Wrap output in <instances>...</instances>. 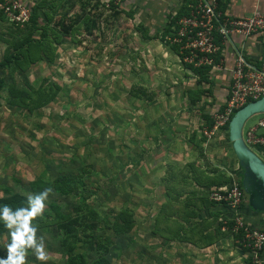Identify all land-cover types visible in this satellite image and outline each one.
Masks as SVG:
<instances>
[{"label": "rangeland", "instance_id": "374dc122", "mask_svg": "<svg viewBox=\"0 0 264 264\" xmlns=\"http://www.w3.org/2000/svg\"><path fill=\"white\" fill-rule=\"evenodd\" d=\"M24 1L40 6L37 27L47 28L44 47L50 58L25 63L23 74L7 71L1 76L15 84L47 78L60 85L61 93L31 113L1 100L0 197L34 195L30 185L37 178L75 177L84 184L78 193L60 196L52 191L44 209L57 203L75 217L81 207L83 221L95 225L93 238L82 237L77 249L88 264L100 254L111 264H162L160 259L180 264L162 253L165 242L153 228L160 206L170 197L167 179L196 175L199 167L192 164L210 170L207 157L226 160L234 155L224 132L214 143L225 155L212 151L213 140L202 132L207 126L203 114L211 117L218 102L203 97L193 104L196 91L209 85H199L192 69L160 38L169 22V5L160 0ZM29 29L36 37L41 33L31 26L22 32ZM16 31L0 18V60ZM258 117L249 118L245 127ZM200 119L202 126L194 121ZM192 127L195 141L189 144ZM169 141H174L171 148ZM180 143L181 152L182 143L188 148L185 166L177 162ZM122 209L132 213L134 226L118 236L111 227ZM47 227L36 233L47 260H37L29 249L25 264H67L61 242ZM9 242L8 230L0 234V258L6 257Z\"/></svg>", "mask_w": 264, "mask_h": 264}, {"label": "crops", "instance_id": "0c3cea01", "mask_svg": "<svg viewBox=\"0 0 264 264\" xmlns=\"http://www.w3.org/2000/svg\"><path fill=\"white\" fill-rule=\"evenodd\" d=\"M163 5L168 4L171 13L177 12L187 0H160ZM224 14L232 18H242L252 14L255 10L264 13V0H224ZM167 14V18L168 15ZM238 52H242L245 56L253 60H264V32H258L252 36L245 37L240 34H233L230 40H227L220 52V65L214 66L211 70L213 85V96H206L213 99V102H218L215 109L225 105L226 99L231 85V72L235 64ZM214 110V109H213ZM215 112V111H214ZM201 120V119H200ZM195 121V124L202 126L203 122ZM203 128V127H202ZM219 133L214 135L208 141H212L210 147L216 153L222 152L223 149L218 148L214 143L218 140ZM226 133H222V135ZM174 137L179 133L173 134ZM183 140H188L183 137ZM197 139V137H196ZM199 140V139H198ZM201 140V139H200ZM195 141V128L192 127L191 138L189 144ZM199 142V141H198ZM219 143V141H217ZM229 142V141H228ZM174 141H169L168 148H171ZM231 148L232 144L229 142ZM184 146L182 152L180 145L178 152L180 159L177 162H182L186 165L185 157L188 156L187 145ZM185 150V151H183ZM255 150L264 159V146H256ZM212 153L208 154L211 155ZM217 154V153H216ZM228 155V152H226ZM232 154L234 157L222 159L217 155L207 157L206 166L211 169L192 164V168L199 167V173L196 175L185 174L174 175L167 180L170 182L169 200L164 202L158 213L163 212L159 222L155 221L154 231L158 228V236L165 243L164 255L171 261H180V264H248L247 258L249 252L244 247L240 246L235 236L222 229L221 220L224 216L231 215V211L226 206L216 204L210 200V191L221 186H228L238 180L242 174V168L238 158L235 155L233 148ZM205 163V161H204ZM181 165V168L183 166ZM202 165V164H201ZM180 166V165H179ZM209 196V197H208ZM188 200V203H184ZM242 219L248 224L264 229V212H258L249 207L247 200L240 207ZM158 215V214H157ZM172 229L173 233L169 231ZM156 234V235H157ZM161 241V240H160ZM163 263V260L160 259ZM171 264V263H170Z\"/></svg>", "mask_w": 264, "mask_h": 264}, {"label": "trees", "instance_id": "16d2710c", "mask_svg": "<svg viewBox=\"0 0 264 264\" xmlns=\"http://www.w3.org/2000/svg\"><path fill=\"white\" fill-rule=\"evenodd\" d=\"M198 1L199 0H187V2L177 10V12L170 13L168 15L169 22L160 38L162 41L166 42V44H169L171 46L174 54L176 55H179V47L177 44H172L169 38H172L174 33L176 32L178 21L182 17L189 15ZM223 3L224 0H220L218 6L224 14ZM30 8V20L24 26L11 23L17 28V31L15 33L16 38H12L11 40L6 41V44L8 46L3 58L0 60V102L2 99L5 100L6 103L14 105L16 111H20L21 113H31L35 110L39 112L42 110V108L53 102L61 93L60 85L52 83L47 78H44L38 84L32 83L27 79L23 80V82L20 84H15L12 81L8 80L5 76H1L3 72L7 71H10V73L13 71L18 74H23L25 71H27L24 67L25 63L32 64L36 60L43 61L50 58L48 56L47 50L44 47V42L49 36L47 28L44 26V24H41L39 25V27H37V24H39V21H41L39 15L40 6L32 5V7ZM0 18L7 20L5 13L1 9ZM29 26L34 27L37 30H41L40 35L36 37V32L31 29L28 30L27 34H24L22 31L27 30ZM217 42L220 44V47L222 49L223 43L220 36L217 37ZM220 55V52L218 53V55H216V63H220ZM185 64H187L188 67L192 69L193 76L197 79V83L199 85H209L206 88H199V90L196 91L197 98L192 99L193 104L201 101L203 97L213 96L212 87L214 83L210 79L211 77H209V72H211L213 67L210 65L195 67L193 64ZM223 107L224 106L218 108V110H222ZM218 110L216 109V111ZM203 118L205 119L204 124H207V126H212V116L209 117L207 113H204ZM227 129L229 130V124L227 125ZM228 130L226 134L228 141L230 142ZM238 182L243 188L241 177ZM83 185V182L78 181L75 177L65 176L57 178L53 181L37 178L32 181L30 186L34 195L43 192L44 188L48 187L60 196H69L72 194H77L80 187H82ZM245 196L247 200L248 196L246 192ZM27 197V195H23L21 193H13L2 196L0 197V207L7 205L13 211L18 208H27ZM80 200L84 201V197L82 195H80ZM86 211L90 212V215H92V211L89 208H87ZM81 212V207H77L76 214L78 215L74 217L72 213L63 212L61 207L57 203H50L45 209H43L42 213L37 215L32 221V223L36 225L37 228L45 229L48 226V230L55 234L56 239L61 242V248L67 257V264H88V262L82 257L77 249L79 248L78 245L82 237L93 238L95 233L93 228L95 225H90L85 220L83 221L84 215H79ZM162 215L163 212L158 213L156 224L157 222H159V219L160 217H162ZM232 225L233 222L231 221L230 226ZM133 226L134 221L132 213L128 209H122L118 213L117 218L115 219L111 228L116 235L124 236L127 232L131 231ZM6 231H8V229L5 228L3 222L0 221V234ZM156 231L158 232V228L156 229ZM169 231L173 233L172 229H169ZM242 233L243 231H240L239 233L234 235L236 240L241 238ZM67 241L71 242L67 244ZM238 243L240 244V246L244 247L242 243ZM244 248L247 252H249L247 258L248 264H254L252 259L253 257L252 254H250L249 248ZM89 264H111V260L105 255L100 254L92 263Z\"/></svg>", "mask_w": 264, "mask_h": 264}, {"label": "built area", "instance_id": "2783aa9c", "mask_svg": "<svg viewBox=\"0 0 264 264\" xmlns=\"http://www.w3.org/2000/svg\"><path fill=\"white\" fill-rule=\"evenodd\" d=\"M219 1L199 0L191 13L178 21L177 30L169 39L172 44L178 45L179 55L176 56L184 63L195 67L219 66L220 63H216V55L221 52L218 36L224 44L235 33L249 37L264 32V13L255 10L242 18L228 17L219 9ZM0 9L10 23L20 26L29 22L31 17V8L24 0H0ZM261 98H264V60L259 62L238 52L231 72L229 96L223 109L212 113L213 124L205 126L203 134L210 139L219 132L226 133L234 113ZM243 140L252 150L256 146H264V112L259 114L256 123L244 126ZM210 200L232 212L222 218V229L233 235L243 231L237 241L249 248L254 264H264V229L242 219L240 207L246 196L239 182L212 189Z\"/></svg>", "mask_w": 264, "mask_h": 264}, {"label": "clouds", "instance_id": "9594fccd", "mask_svg": "<svg viewBox=\"0 0 264 264\" xmlns=\"http://www.w3.org/2000/svg\"><path fill=\"white\" fill-rule=\"evenodd\" d=\"M47 188L37 195L27 197V208L13 211L7 205L0 207V221L9 230L10 242L6 246V257L0 258V264H25V257L29 249L35 258L41 262L47 260V254L42 240H37V227L32 223L34 218L42 213L45 201L52 194Z\"/></svg>", "mask_w": 264, "mask_h": 264}, {"label": "water", "instance_id": "95a60500", "mask_svg": "<svg viewBox=\"0 0 264 264\" xmlns=\"http://www.w3.org/2000/svg\"><path fill=\"white\" fill-rule=\"evenodd\" d=\"M264 112V98L251 101L238 109L229 123V139L242 168V186L248 196V205L264 212V159L243 140V128L249 118Z\"/></svg>", "mask_w": 264, "mask_h": 264}]
</instances>
